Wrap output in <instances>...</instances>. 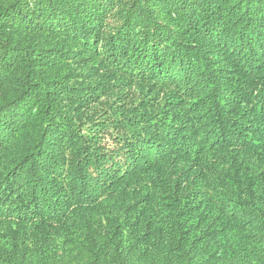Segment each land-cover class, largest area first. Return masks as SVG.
Returning <instances> with one entry per match:
<instances>
[{
	"label": "trees",
	"instance_id": "trees-1",
	"mask_svg": "<svg viewBox=\"0 0 264 264\" xmlns=\"http://www.w3.org/2000/svg\"><path fill=\"white\" fill-rule=\"evenodd\" d=\"M0 264H264V0H0Z\"/></svg>",
	"mask_w": 264,
	"mask_h": 264
}]
</instances>
